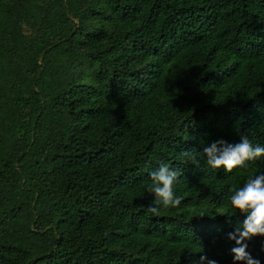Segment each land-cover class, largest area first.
Segmentation results:
<instances>
[{
  "label": "trees",
  "instance_id": "trees-1",
  "mask_svg": "<svg viewBox=\"0 0 264 264\" xmlns=\"http://www.w3.org/2000/svg\"><path fill=\"white\" fill-rule=\"evenodd\" d=\"M242 135L264 146V0H0V264H245L228 198L264 156L203 154ZM162 162L183 199L154 216Z\"/></svg>",
  "mask_w": 264,
  "mask_h": 264
},
{
  "label": "clouds",
  "instance_id": "clouds-1",
  "mask_svg": "<svg viewBox=\"0 0 264 264\" xmlns=\"http://www.w3.org/2000/svg\"><path fill=\"white\" fill-rule=\"evenodd\" d=\"M203 154L211 168L223 167L226 172H231L247 161L264 156V146L253 145L246 135H242L240 142L235 144L223 139L216 140L203 148ZM183 155H188V152L185 151ZM178 175L175 169L163 162L158 169L149 173L151 183L147 185V192L154 195V200L148 206V211L154 216L160 215L161 207L174 208L181 204L183 198L176 195L173 187ZM228 199L233 209L245 214L242 224L227 234L236 245L230 250L233 259L245 264H260L246 251L248 245L245 241L256 235L264 236V174L249 177L242 187L232 191ZM205 259V256H201L202 261ZM208 264H216V261L211 260Z\"/></svg>",
  "mask_w": 264,
  "mask_h": 264
}]
</instances>
